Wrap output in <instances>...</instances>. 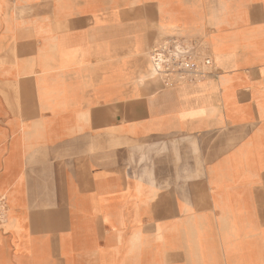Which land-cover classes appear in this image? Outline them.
<instances>
[{"label":"crops","instance_id":"1","mask_svg":"<svg viewBox=\"0 0 264 264\" xmlns=\"http://www.w3.org/2000/svg\"><path fill=\"white\" fill-rule=\"evenodd\" d=\"M0 264H264V0H0Z\"/></svg>","mask_w":264,"mask_h":264},{"label":"built area","instance_id":"2","mask_svg":"<svg viewBox=\"0 0 264 264\" xmlns=\"http://www.w3.org/2000/svg\"><path fill=\"white\" fill-rule=\"evenodd\" d=\"M205 43L183 38H166L156 44L149 56L158 76L167 82L199 78L211 66Z\"/></svg>","mask_w":264,"mask_h":264},{"label":"rangeland","instance_id":"3","mask_svg":"<svg viewBox=\"0 0 264 264\" xmlns=\"http://www.w3.org/2000/svg\"><path fill=\"white\" fill-rule=\"evenodd\" d=\"M4 216H6V218H7V210L6 209H4ZM8 222H9V220L8 219H5V220H3V222H2V224H4V225H8ZM15 238L17 237L19 240V242H20V240L23 238V236H21V235H18V236H14ZM15 246H16V249L18 250V249H20L19 248V244H15ZM23 250H25L24 248H23ZM27 250V249H26Z\"/></svg>","mask_w":264,"mask_h":264},{"label":"bare ground","instance_id":"4","mask_svg":"<svg viewBox=\"0 0 264 264\" xmlns=\"http://www.w3.org/2000/svg\"><path fill=\"white\" fill-rule=\"evenodd\" d=\"M58 239V238H57ZM19 240V239H18ZM55 240V239H54ZM52 248V247H51ZM19 250V249H18Z\"/></svg>","mask_w":264,"mask_h":264}]
</instances>
